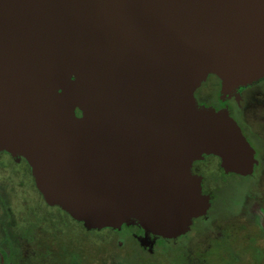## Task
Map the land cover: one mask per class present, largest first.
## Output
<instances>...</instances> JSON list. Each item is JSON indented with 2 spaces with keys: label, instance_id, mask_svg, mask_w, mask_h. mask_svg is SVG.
<instances>
[{
  "label": "water",
  "instance_id": "95a60500",
  "mask_svg": "<svg viewBox=\"0 0 264 264\" xmlns=\"http://www.w3.org/2000/svg\"><path fill=\"white\" fill-rule=\"evenodd\" d=\"M210 75L224 92L264 77V0H0V152L88 228L177 236L210 206L195 160L257 163L229 112L198 104Z\"/></svg>",
  "mask_w": 264,
  "mask_h": 264
},
{
  "label": "flooded vegetation",
  "instance_id": "af4514ba",
  "mask_svg": "<svg viewBox=\"0 0 264 264\" xmlns=\"http://www.w3.org/2000/svg\"><path fill=\"white\" fill-rule=\"evenodd\" d=\"M195 96L199 105L226 109L229 112L255 149L257 163L252 174L241 175L226 172L220 165V159L212 154H204L202 158L195 160L192 172L201 177L202 192L209 196L210 206L204 214L192 220L186 232L177 236H164L135 220L124 223L120 228H88L58 205H50L45 201L36 187L31 166L25 157L1 151L0 264H86L78 251L62 253L59 255L62 258L60 260L51 259L44 250L40 255V263L37 262L38 254L33 251V246L50 245V238L66 239L72 233L78 234L81 231L94 243L98 232L105 239H111L115 235L110 243L114 241L123 250L137 256L149 258L158 253L167 254L170 258L174 254L168 264H183L190 247L210 234L214 221L238 208L243 199V187L247 186L245 182L255 176L264 150V77L231 92H224L221 80L210 75L195 91ZM212 159L213 171L209 170V165L204 166V162H211ZM229 175L238 176L240 184H229ZM32 185L41 195L45 206L42 201L40 204L30 197L29 189L32 190ZM230 185V196L221 198L222 190H226V187L228 189ZM236 185H241V188H234Z\"/></svg>",
  "mask_w": 264,
  "mask_h": 264
},
{
  "label": "rangeland",
  "instance_id": "374dc122",
  "mask_svg": "<svg viewBox=\"0 0 264 264\" xmlns=\"http://www.w3.org/2000/svg\"><path fill=\"white\" fill-rule=\"evenodd\" d=\"M260 158L261 164L255 176L245 182L247 186L243 187V199L238 208L214 221L210 227V234L190 247L183 264H264V150ZM206 164L210 166L209 170L213 171V159L211 162H204V166ZM227 179L229 184L235 182L240 184L236 175H229ZM240 186L236 185L234 188L240 189ZM228 187L230 189L226 187V190H222L221 198L230 196L232 188L231 185ZM29 195L33 201L43 203L45 206L41 195L33 185L32 190L29 189ZM113 238L115 235L111 237ZM111 239L103 238L102 233L98 232L94 243L81 231L78 234L72 233L66 239L50 238V245L33 246V251L38 254V263L44 250L51 259L60 258V260L62 258L59 255L62 253L78 251L86 264H168L175 256L173 254L169 258L167 254L158 253L150 255L149 258L137 256L123 250L114 241L110 243Z\"/></svg>",
  "mask_w": 264,
  "mask_h": 264
}]
</instances>
